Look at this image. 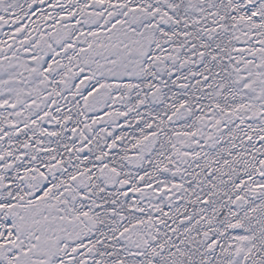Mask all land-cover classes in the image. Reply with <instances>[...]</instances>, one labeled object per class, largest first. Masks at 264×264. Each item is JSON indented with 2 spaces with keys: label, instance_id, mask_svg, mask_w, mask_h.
<instances>
[{
  "label": "snow or ice",
  "instance_id": "1",
  "mask_svg": "<svg viewBox=\"0 0 264 264\" xmlns=\"http://www.w3.org/2000/svg\"><path fill=\"white\" fill-rule=\"evenodd\" d=\"M0 264H264V0H0Z\"/></svg>",
  "mask_w": 264,
  "mask_h": 264
}]
</instances>
